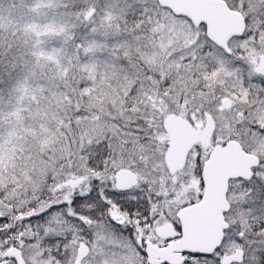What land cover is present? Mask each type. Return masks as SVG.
Masks as SVG:
<instances>
[{"label": "snow or ice", "instance_id": "snow-or-ice-1", "mask_svg": "<svg viewBox=\"0 0 264 264\" xmlns=\"http://www.w3.org/2000/svg\"><path fill=\"white\" fill-rule=\"evenodd\" d=\"M0 264H264V0H0Z\"/></svg>", "mask_w": 264, "mask_h": 264}]
</instances>
